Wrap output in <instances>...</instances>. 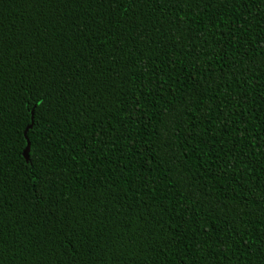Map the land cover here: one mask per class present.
<instances>
[{
  "label": "trees",
  "instance_id": "16d2710c",
  "mask_svg": "<svg viewBox=\"0 0 264 264\" xmlns=\"http://www.w3.org/2000/svg\"><path fill=\"white\" fill-rule=\"evenodd\" d=\"M0 264H264V0H0Z\"/></svg>",
  "mask_w": 264,
  "mask_h": 264
},
{
  "label": "water",
  "instance_id": "95a60500",
  "mask_svg": "<svg viewBox=\"0 0 264 264\" xmlns=\"http://www.w3.org/2000/svg\"><path fill=\"white\" fill-rule=\"evenodd\" d=\"M23 157L26 159V148H24Z\"/></svg>",
  "mask_w": 264,
  "mask_h": 264
}]
</instances>
